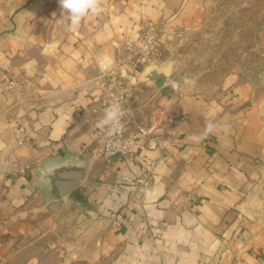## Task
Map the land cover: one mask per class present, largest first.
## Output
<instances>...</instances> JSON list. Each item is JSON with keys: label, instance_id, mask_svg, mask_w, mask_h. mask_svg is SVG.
I'll return each mask as SVG.
<instances>
[{"label": "crops", "instance_id": "1", "mask_svg": "<svg viewBox=\"0 0 264 264\" xmlns=\"http://www.w3.org/2000/svg\"><path fill=\"white\" fill-rule=\"evenodd\" d=\"M27 1L0 0V264L263 262L264 110L244 85L213 98L169 82L145 88L140 73L122 78L135 120L151 131L132 158L102 155L110 81L98 60L108 68L128 60L126 42L145 21L180 23L194 0H100L103 12L75 32L58 0H35L12 19ZM5 78L22 87L7 92ZM210 121L213 134L189 139ZM70 154L87 159V176L52 199L41 187L43 166ZM143 167L153 180L138 199L133 183ZM189 193L197 199L185 205ZM50 237L58 244L48 251ZM35 247L37 255L19 257Z\"/></svg>", "mask_w": 264, "mask_h": 264}, {"label": "rangeland", "instance_id": "2", "mask_svg": "<svg viewBox=\"0 0 264 264\" xmlns=\"http://www.w3.org/2000/svg\"><path fill=\"white\" fill-rule=\"evenodd\" d=\"M194 5L191 17L165 26L161 56L156 60L175 56L176 69L169 83L195 76L196 86L179 92L213 98L244 85L264 110V0H194ZM258 213L264 224V200ZM57 240L50 237L46 250L55 249ZM38 249L21 250L19 257L37 255ZM259 264H264V257Z\"/></svg>", "mask_w": 264, "mask_h": 264}, {"label": "built area", "instance_id": "3", "mask_svg": "<svg viewBox=\"0 0 264 264\" xmlns=\"http://www.w3.org/2000/svg\"><path fill=\"white\" fill-rule=\"evenodd\" d=\"M166 23L165 21H145L138 36L126 42L129 49L130 57L128 60L118 61L116 66L106 68L105 76L109 77V84L106 81L103 84L107 85L108 90L102 96L101 108L104 109L112 102H119L126 110V115L123 118L125 130L122 135L113 137L111 140L106 137L105 129L100 135V143L102 146V155L105 159L111 160L115 157L132 158L134 157L135 145L147 138L150 134V127L142 122H137L134 118V110L130 104V95L127 85L122 82V78H128L129 75L141 73L143 67L151 60H156L160 57V47L163 41V34ZM2 88L7 92L14 94L21 87V83L15 78H5L1 82ZM134 121V123H131ZM25 132L23 128L19 129L17 142L22 145L25 141ZM153 180V171L151 168L143 167L134 180L133 195L138 199H143L146 191L151 187ZM197 197L191 193L184 196L183 202L185 205H190L196 201ZM3 225L0 224V235Z\"/></svg>", "mask_w": 264, "mask_h": 264}, {"label": "water", "instance_id": "4", "mask_svg": "<svg viewBox=\"0 0 264 264\" xmlns=\"http://www.w3.org/2000/svg\"><path fill=\"white\" fill-rule=\"evenodd\" d=\"M35 0H28L22 7L15 9L12 19L22 9ZM175 56L163 61H151L141 71L143 86L153 87L155 91L166 86L171 79L175 66ZM88 173V161L85 157L70 154L61 159L50 160L44 164L41 175V187L52 199H63L80 186Z\"/></svg>", "mask_w": 264, "mask_h": 264}, {"label": "clouds", "instance_id": "5", "mask_svg": "<svg viewBox=\"0 0 264 264\" xmlns=\"http://www.w3.org/2000/svg\"><path fill=\"white\" fill-rule=\"evenodd\" d=\"M58 4L62 10L63 18L69 22V29L73 32L80 28L82 20L89 14L99 15L103 12V7L100 0H58ZM102 70H106L107 65L104 61L98 60ZM197 78L195 76L186 75L180 81H173L172 87L176 91L181 88L191 89L196 86ZM126 115V110L117 102L110 103L103 112V116L99 121V126L105 129V135L111 140L113 137L122 135L125 130L123 118ZM218 125L215 122H208L205 129L200 135H192L189 139L193 142H201L209 135L213 134Z\"/></svg>", "mask_w": 264, "mask_h": 264}]
</instances>
